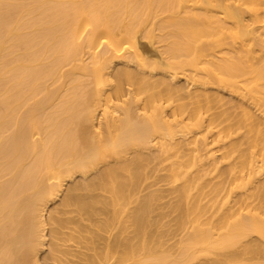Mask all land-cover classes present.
I'll return each mask as SVG.
<instances>
[{
    "label": "bare ground",
    "instance_id": "1",
    "mask_svg": "<svg viewBox=\"0 0 264 264\" xmlns=\"http://www.w3.org/2000/svg\"><path fill=\"white\" fill-rule=\"evenodd\" d=\"M261 54L264 0H0V264H264ZM152 160L166 188L110 233Z\"/></svg>",
    "mask_w": 264,
    "mask_h": 264
},
{
    "label": "rangeland",
    "instance_id": "2",
    "mask_svg": "<svg viewBox=\"0 0 264 264\" xmlns=\"http://www.w3.org/2000/svg\"><path fill=\"white\" fill-rule=\"evenodd\" d=\"M254 48H256V47H254ZM125 50L126 49L123 48V49L119 50L118 52L108 53L107 56L111 57L112 55L113 56L116 55L117 58L120 59V60H117L114 62L113 66H112V71H115L116 69H118V67L119 68H126L127 70H130V71L131 70L135 71L133 64H131V63L124 64L122 62V59L126 60L128 57V54L126 53ZM256 55H259V52H257ZM261 58H264V54H261ZM259 64H261V63H258V65H256V66H259ZM67 67L68 68H66V66L62 68L63 76L60 80H58V81H60L61 86H63L64 90L69 89L68 87L71 86L70 76L65 74L70 69L69 66H67ZM82 76L83 75L78 76L80 79L79 94L82 97H84L82 94L85 93L86 91H88L89 89H91V86L93 88L94 84H93V82L91 83L92 78H90V76H86V75L83 77ZM109 83H110V85H114L115 84L114 78L111 77V79H109ZM180 83H181V81H180ZM56 85H57V83H56ZM58 85H60L59 82H58ZM112 91H109V93H111ZM91 99L92 98H90V100ZM56 103H57V99H53L50 102V104H48V106L46 105L44 107L45 109H43L41 111L42 114L40 113V116L41 115L43 116L44 114L49 113L51 111V108L54 107L53 105H55ZM85 127L87 128V130H89L88 124H86ZM99 150L101 152L103 151L102 148H99ZM98 161L94 166L95 168L100 167L99 169H103V168L115 165L114 157L110 154H106L105 156H103ZM160 166L161 165L158 164V162L156 160H152L146 164V166L144 167L145 175L142 176V178L139 180V183H138V185L134 191V195L128 199L124 198L123 200L120 201V207H119L120 208V216H119V219H117L115 221L114 226H112L114 228L111 229L110 233L113 234L117 231L115 226L119 225L120 220L122 219L124 221L123 224L127 226L125 228L124 234L125 235H126V233L130 234L129 231H131V229H130L131 227H129L128 215H129L131 209L135 206V203L137 202V200L140 197L146 195V191L149 188L146 189L145 187L149 183H151V182L156 183L157 182V184L153 187H150V189H152V188H158V189L166 188L165 186H163L164 182L160 181V177L162 176L163 171L156 170L153 173V170L158 169ZM151 168H153L152 171H151ZM90 172H92V171H90ZM94 192L101 193V191H99V190H95ZM166 201H167V198H161V199L155 200L153 202V209H152V213L150 216L153 224L150 226V230L152 231L154 238H156V239L159 238V240L166 241V244H168V247H167V245H164L163 248L167 247V248H165L166 250L173 251L177 247L176 242H177L178 237H179V234H178L179 231H178V228H177L176 223H175V220L178 216V212H172L170 207L167 205ZM57 204H58V201L54 205L52 203L48 204V209L50 210V208L52 209V208H54V206L60 208V206H56ZM108 210H109V212L105 215L106 217L110 216L111 208H108ZM124 234H122V235H124ZM163 248H161V249H163Z\"/></svg>",
    "mask_w": 264,
    "mask_h": 264
}]
</instances>
